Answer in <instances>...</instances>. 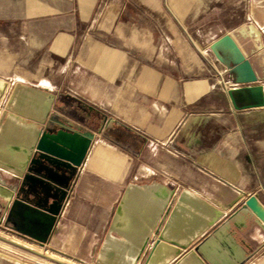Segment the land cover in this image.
Wrapping results in <instances>:
<instances>
[{"label": "crops", "instance_id": "obj_1", "mask_svg": "<svg viewBox=\"0 0 264 264\" xmlns=\"http://www.w3.org/2000/svg\"><path fill=\"white\" fill-rule=\"evenodd\" d=\"M248 24L264 46V0H0V67L11 69L0 83L52 93L43 130L91 141L48 241L3 226L13 240L0 238L48 263L93 264L128 183L185 188L227 215L249 197L264 210V105L234 109L209 50ZM242 239L245 264H264V230L248 223Z\"/></svg>", "mask_w": 264, "mask_h": 264}, {"label": "water", "instance_id": "obj_2", "mask_svg": "<svg viewBox=\"0 0 264 264\" xmlns=\"http://www.w3.org/2000/svg\"><path fill=\"white\" fill-rule=\"evenodd\" d=\"M209 50L227 71L234 109L264 105V46L252 24L214 41ZM0 227L43 246L54 230L90 139L61 130L50 133L55 96L45 90L0 83ZM28 121L33 127H21ZM264 230V210L255 197L226 214L188 189L179 192L151 181L128 183L120 194L93 264H245L247 224ZM152 234L154 243L148 246ZM0 264H28L0 252Z\"/></svg>", "mask_w": 264, "mask_h": 264}, {"label": "rangeland", "instance_id": "obj_3", "mask_svg": "<svg viewBox=\"0 0 264 264\" xmlns=\"http://www.w3.org/2000/svg\"><path fill=\"white\" fill-rule=\"evenodd\" d=\"M40 60H42V57H40ZM1 70H3V72H4V74H7V72L8 71H11V69H10V65H4V67H0V72H1ZM10 74V73H9ZM4 102H5V98H4ZM0 236L1 237H3V238H6V239H11V240H13L12 239V237H10V236H8L7 234H5V233H3L1 230H0ZM4 240V239H3ZM2 240V238H0V246H2V247H5V248H9V249H13V250H15L17 253H21V254H23V255H25V256H28V257H31V258H34V259H36V260H38V261H41V263H46V264H58V263H48V262H45V261H43V260H41V259H38V257H39V255H38V248H35V247H32L31 249L29 248H20V249H17V248H15V247H13V245H11L10 243H7L6 241H3ZM42 252H45V251H48V250H41ZM49 252V251H48ZM52 252V251H51ZM50 252V253H51ZM53 254H55V253H53ZM56 255V254H55ZM56 256H58V255H56ZM59 257V256H58ZM60 258V257H59ZM58 259V258H57ZM71 264H75V263H71Z\"/></svg>", "mask_w": 264, "mask_h": 264}, {"label": "built area", "instance_id": "obj_4", "mask_svg": "<svg viewBox=\"0 0 264 264\" xmlns=\"http://www.w3.org/2000/svg\"><path fill=\"white\" fill-rule=\"evenodd\" d=\"M3 106H4V99H1L0 100V114H1V112L3 110ZM27 123H28V121H24L22 124L28 125ZM155 239H156V235L155 234H152V236H151V238L149 240L148 246L152 245L154 243Z\"/></svg>", "mask_w": 264, "mask_h": 264}]
</instances>
